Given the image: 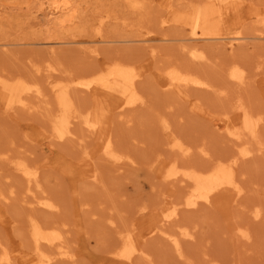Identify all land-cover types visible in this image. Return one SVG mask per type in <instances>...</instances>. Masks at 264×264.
<instances>
[{
    "label": "bare ground",
    "instance_id": "1",
    "mask_svg": "<svg viewBox=\"0 0 264 264\" xmlns=\"http://www.w3.org/2000/svg\"><path fill=\"white\" fill-rule=\"evenodd\" d=\"M81 1L49 0L48 31L54 35L60 30L63 37L46 39L40 43L44 47L45 55L39 62L35 59L27 61L29 74L32 76H8L0 73V111L6 114L16 111L42 114L48 123L43 136L47 140L46 144L43 143V151L48 153L55 146L72 144L81 150V156L73 158L79 167L81 178L92 184H100L102 182L100 164L96 162L95 156L111 165L113 172L124 173L123 176L128 178L139 170V153L132 150L131 153L118 145L111 131L113 119L128 123L135 131H141L147 114L154 116L156 108L146 105L147 98L142 88L146 86L142 81L148 68L143 69L142 65L137 68L132 63L114 59L103 62L87 74L71 76L54 64L58 50L64 46L82 44V40L71 36L72 30L78 25L76 22ZM101 1L83 0L87 5ZM115 1L123 4L126 13L130 15L144 13L146 17H150L146 8L150 11L154 4V0ZM245 3L246 0H161L158 7L160 9L163 4L164 14L160 15L158 24L161 28L174 27L185 32L179 41L183 42L181 49L183 56L189 60L187 64L208 65L210 57L206 47L220 49L233 55L249 38L264 40V8L261 12L254 10L245 17L251 19L253 23L251 37L242 29V21L229 23L231 17L238 18ZM88 9L87 6L84 10ZM110 18H113L112 14L106 12L101 14L96 22L93 31L97 37L88 41L91 43L90 46L82 48L88 57L95 58L99 54L97 44L117 41L109 40L102 35L103 25ZM120 21L121 26H129L123 20ZM148 41V38L141 37L126 42L145 44ZM8 45L10 43L5 42L1 43L0 47L6 50L5 47ZM147 53L148 58L153 60L158 52L155 48L148 47ZM156 60L159 61L158 57ZM173 60L174 58L159 61L161 65L150 72L154 82L164 94L174 96L172 99L183 100L190 104L191 110L209 116V113L199 105L198 100L190 98L188 92L192 90L216 92L224 99L226 89H218L204 71L201 73L191 71ZM221 70L222 74L219 75L223 82L238 88L249 81L247 68L241 62H231ZM82 95L89 97V105L80 102ZM230 108L222 116L209 117L217 136L226 138L232 147L231 152L220 159H213L208 149L202 145L194 146L183 141L173 132L166 118L157 116V123L165 136L164 145L172 156L170 158L155 156L149 166L150 174L153 173L158 184L176 190L179 199L174 201L170 198L171 194H167L162 198V204L151 211H147L146 206L140 207L138 215L141 218H154L152 226L146 228L138 237H134L132 233L138 223H134L129 230L119 232L117 244L105 251L112 263L130 264L138 258L142 264H158L143 245L151 237L164 242L175 256L183 258L185 242H195L199 233L196 225L179 223L181 211L191 216L200 211L201 207L218 202L220 206L229 208L227 210L239 208L242 213H249L253 224L262 219L263 211L259 204L252 203L249 207L241 204L247 190L240 165L256 154L264 152L261 132L264 126V113L252 111L242 100L234 101ZM142 110H147L148 113H141ZM141 114L147 117L140 118ZM87 142L93 145L92 149H88ZM136 144H142V141L136 139ZM9 151V148L0 150V161L11 169L13 175L22 183L17 185L13 183L10 174L3 176V184L6 186L3 188L6 190L0 187V208L9 206L14 201L21 204L25 210L23 213L29 248L26 251H21L18 247L8 250L0 244V264L74 262L75 255L69 249L64 236L66 231L63 227H66V224H61L55 219L46 220L42 216L40 218L35 213L43 211L55 214L59 208L43 185L40 165L29 162L23 156L12 155ZM194 151L204 159L202 165L190 163L189 158ZM253 190L262 191L264 202V189L256 186ZM81 206H86V203H82ZM13 223V220L7 222L9 226ZM108 223L116 224L112 219H109ZM229 229L237 245L248 246L253 241L252 227V233L244 224L230 223Z\"/></svg>",
    "mask_w": 264,
    "mask_h": 264
},
{
    "label": "rangeland",
    "instance_id": "2",
    "mask_svg": "<svg viewBox=\"0 0 264 264\" xmlns=\"http://www.w3.org/2000/svg\"><path fill=\"white\" fill-rule=\"evenodd\" d=\"M154 0L152 7L146 8L150 17L144 13L130 15L123 9V4L115 0H102L101 2L87 5L83 0L80 4L77 27L72 30V37L82 40L81 45L64 46L58 50L54 64L65 74L71 76L84 75L103 62L120 59L134 64L137 68L143 66L145 71L142 84L146 94V105L155 109L152 116L147 110L140 111L144 114L145 122L141 131H135L128 123L113 119L111 131L120 147L127 151L138 152L139 170L125 177L124 173L113 172V167L95 156L100 164V184L84 181L78 172V165L73 160L74 156H81V150L67 143L55 146L51 152L43 151V138L48 128L47 120L42 114L33 112L16 111L6 114L0 111V150L10 149V154L23 156L29 162L40 165L41 179L47 192L59 205L55 214L36 211L35 213L46 220L55 219L61 224H66L63 229L69 249L74 253L75 260L69 264H126L124 262L112 263L108 259L106 249H110L118 242V233L132 230L134 237H138L146 228L152 226L154 218L140 217L138 210L142 206L147 211L153 210L162 204V198L171 194V199L177 201L179 196L172 188L160 185L150 174L149 166L155 156L170 158L172 155L164 145L165 136L157 123V116L164 117L172 126L173 132L180 136L186 143L194 146L206 147L213 159H220L232 150L226 138L217 136L213 123L209 117H219L229 111L231 103L242 100L254 112L264 113V40L258 41L249 38L245 44L230 55L228 52L207 48L210 57L209 64H187L189 60L183 56L182 43L179 38L185 32L177 28H161L158 20L164 14L162 5L159 9ZM49 0H0V44L8 42L5 49L0 47V73L8 76H32L29 74L27 61L35 59L39 62L45 55L44 47L40 44L50 38L63 37L62 31L51 35L48 31L49 24L47 12ZM88 6V11L84 9ZM264 0H246L245 7L237 19L230 18L229 23L242 21V29L251 37L252 20L245 17L252 11H262ZM82 10V13H81ZM110 12L113 18L103 25L102 35L112 43L97 44L99 54L88 57L82 48L90 46L88 41L96 38L94 27L101 14ZM120 19L129 26H121ZM148 19V20H147ZM91 20V21H90ZM89 21V22H87ZM254 21V20H253ZM132 25V27H130ZM52 36V37H51ZM149 39L145 44L126 42L136 38ZM119 41V42H118ZM126 42V43H125ZM39 44V45H37ZM153 47L158 52L160 60L177 61L189 70L209 77L218 89L224 88L227 94L222 99L216 92L192 90L190 98L199 101V105L209 113V116L191 110L189 103L180 101L174 96L164 94L154 82L150 72L158 68L161 63L148 58L147 49ZM147 48V49H145ZM236 59V60H235ZM231 62L243 63L248 71L246 85L238 88L235 85L223 82L221 79L224 66ZM153 69V70H152ZM28 72V73H27ZM50 95V94H49ZM83 105H89L87 95L80 97ZM198 103V102H197ZM264 141V126L261 130ZM221 133V132H220ZM136 139L142 144H136ZM11 143V144H10ZM88 149L93 145L87 142ZM132 153V152H131ZM194 151L189 158L191 164L202 165L203 158ZM94 159V160H95ZM189 163V164H190ZM243 172V182L246 193L241 199V204L249 207L257 203L262 208L263 217L260 221L251 222L249 213H242L239 208L227 210L217 202L208 207H201L194 214L181 211L179 223L196 225L198 236L195 242H185L183 246L184 257L175 256L171 248L157 238H148L143 245L158 264H264V202L262 191H254L258 186L264 189V152L256 154L250 160H245L240 165ZM5 174H10L13 183H22L14 176V172L4 166L0 161V187ZM127 174V173H126ZM6 190V188H3ZM162 194V195H161ZM86 203V206H81ZM25 210L16 201L9 206L0 208V244L8 250L20 248L26 251L29 248V239L25 228ZM115 221L110 225L108 220ZM13 220L9 226L7 222ZM244 224L254 229L253 241L248 246L237 245L229 229V224ZM19 245V246H18ZM102 251V252H99ZM57 264H64L58 262ZM130 264H142L135 258Z\"/></svg>",
    "mask_w": 264,
    "mask_h": 264
}]
</instances>
